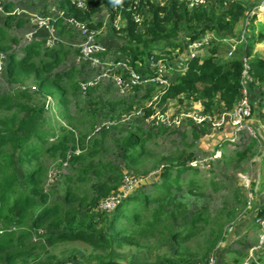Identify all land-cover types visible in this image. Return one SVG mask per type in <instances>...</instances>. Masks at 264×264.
<instances>
[{
    "label": "trees",
    "instance_id": "trees-1",
    "mask_svg": "<svg viewBox=\"0 0 264 264\" xmlns=\"http://www.w3.org/2000/svg\"><path fill=\"white\" fill-rule=\"evenodd\" d=\"M84 1L85 8L80 9L71 0H57L58 9L92 30L101 28V22L94 19L103 7L112 16L116 13L107 0ZM260 1L218 0L189 9L179 0L165 3L141 0L136 9L142 18L140 23L132 19L131 10L125 9L129 5L126 2L120 11L122 26L116 32L119 41L110 45L109 39L104 38L103 55L111 54L112 50L114 61L128 59L130 67L141 75H153L148 64L150 59L163 60L171 72L177 64L184 70L164 89L150 83L145 87V94L137 96L141 88L135 86L127 99L106 100L105 104L122 106L121 112L128 113L137 108L139 98H148L158 91L160 104L169 100L182 104L186 99L199 103L202 113L210 116L230 111L241 97L243 58L247 59L252 77L247 86L249 94H253L254 88L264 94V57L254 54L255 46L264 41V23L255 24L256 14L248 16ZM3 9L11 13L13 6L6 4ZM245 21L249 23L244 25ZM23 23L15 14H8L0 26V53L6 54L7 83L22 85L30 80L35 86L33 91L20 89L0 94V264L32 263L47 253V245L67 243H80L91 249L89 255L80 259L84 264H120L114 249L142 247L143 241L149 243L151 239L156 245L173 246L172 256H163L154 264H207L226 241L227 229L236 223L241 206L246 205L240 191L234 192V204L223 205L214 214L205 206L185 224H180V228L174 226V219H182L186 213L180 194L202 196L193 177L198 171L186 162L192 157L188 153L186 159L175 164L163 158L168 165L159 173L158 181L152 183L151 192L137 190L113 212H99V201L116 191L124 176L122 168L104 158L101 152L105 139L116 127L87 138L99 121L100 96H93L97 87H88L81 94L78 85L81 66L55 72L70 57L77 56L78 50L62 43L47 48V34L40 31L18 57L12 52V45L18 39L9 36L7 28H20ZM53 26L62 41L78 36L63 18H56ZM242 29L244 42L237 43L228 56L231 46L223 39L236 37ZM210 33L216 40L199 56L188 58V45ZM177 57L179 60L172 64ZM81 65L87 69L85 62ZM55 93L59 96L56 118L63 122L56 130L49 122L47 127L44 102ZM78 95L88 97L87 106L76 103L72 111L71 98ZM250 101L254 108L253 100ZM151 115V108L144 110L145 118ZM196 127L190 130L191 142L201 137L198 129L208 130V127ZM152 132L136 124L115 139L122 166L133 175L148 173L138 166L150 155L146 143ZM259 141L251 138L243 150L234 152L226 162L243 163L255 156ZM44 159L56 162L58 167L60 162L68 164V173L58 175L64 188L61 199L53 198L54 194L44 188L48 171ZM184 173L185 180L181 178ZM183 185L187 187L185 191ZM263 213L264 201L260 210L253 213L252 220Z\"/></svg>",
    "mask_w": 264,
    "mask_h": 264
},
{
    "label": "rangeland",
    "instance_id": "rangeland-1",
    "mask_svg": "<svg viewBox=\"0 0 264 264\" xmlns=\"http://www.w3.org/2000/svg\"><path fill=\"white\" fill-rule=\"evenodd\" d=\"M154 1L158 3L167 2V0ZM212 1L217 2L218 0H208L205 5L209 4ZM6 4L12 5V12L14 11L16 13L15 16H18L19 18L24 20V23L20 28H7L9 36H15L18 39V43L12 45V52L17 53L18 57H21L23 55L22 48L27 43L24 35L28 32L34 31L33 24L26 20L27 14H34L39 17L42 16L55 18L57 16V12L60 9H58L59 6L57 0H0V6H2V8ZM125 9H130V6L128 5ZM102 10L103 11L95 15V19L104 21V27L97 36V41L102 43V40L104 38H107L109 39L110 45H112L113 43H118L119 39L116 36L117 31L111 29V27H114L113 25L115 15L112 16L110 10L104 7L102 8ZM132 12H135V9H132ZM6 16V12L4 11V9H2V12L0 11V26ZM258 22L264 23V9L260 13H256L255 24H259ZM120 23L122 24V14L119 24ZM14 24L15 23L13 22V25ZM211 35L213 36V34ZM213 37L216 38L215 36ZM62 42V44L64 45H70L73 48H76V45L79 42V37L75 34V38L73 40H66ZM110 53L114 55L112 50L110 51ZM2 54L3 57H1ZM111 54L108 55L109 59L112 57ZM75 58L76 56L70 57L61 67L55 70V72H61L71 66H81L82 75L79 76V79H87L94 76L93 73L82 67V62H77ZM0 59L2 61V65L0 67V94L15 92L17 90H20L21 88L30 89L31 87H35L33 82H31L30 80H27L22 85H9L7 83L6 75L4 72L6 54L0 53ZM178 60V57L175 58L172 61V64H174ZM171 67H173V65H171ZM167 72L169 78L173 77V74L176 75L175 72H171L168 70ZM109 82L111 81H104V85H99L97 88H95L96 92L93 94L94 97L97 94L100 96V111H98V120L100 121L103 119H107L111 116L110 118L112 120H115L116 122V128H112L109 136L105 139V143L101 146L102 156L106 159H110L113 163L118 164L122 168L124 174H131L130 170L122 166V161L118 157L119 150L117 148V145L115 144V139L118 136L123 135L126 130L136 124L142 125L147 131L153 130L151 137L147 139L148 141L146 143V146L150 151V155L144 157V159L142 160V164L138 166V169L147 170L150 174L153 170H156L161 165H163V168L168 165V161H165L163 158L167 157L171 160L172 164H175L178 161L186 159L188 153H191L192 157L191 159L186 161L187 164L192 160H197L203 163L202 166L200 165L199 167H195L198 173L193 175L196 180L197 186L200 188L199 191L202 196L189 194L186 192H182L180 194L179 200H181V202L184 204L186 213L183 215L182 219H174V226H179L178 228H180V224H185L192 215L197 213L205 206H208L210 212L214 214L221 208V206L234 204V192L239 190L240 195H242L246 201V205H242L240 208V211L238 213L239 216L236 220V226H234V228L232 226L231 230L229 228L227 229L228 241L226 242L225 246V255L226 258H228L230 257V255L228 254L229 251L232 249H237L243 251V254H240V256L242 257H240L241 259L246 257L248 247L252 244H258V241L254 242V240L252 241L250 239L251 233L247 232L252 229V232L254 234L256 232H260L259 227L255 221H253V224L249 228H247V225L245 226V224H248V220L252 218L250 208H253L256 203L261 206L264 201V183L261 191H258V188H260L261 186V181L264 178V167H261V155L264 152V139L261 137V132L264 130V98L262 99V97H264V94L261 95V93H259V90H255L253 94H250V100H253L254 102V110L249 123L253 127H259L256 129L259 136L258 138L260 140L254 149L256 155L243 163H239L238 161L226 162L228 158L234 154V152L243 150L244 146H246V144H248L251 140L250 135H243V141L237 145L225 140L222 141V137L217 138L219 136L216 135L214 131L211 132L207 130V132L206 130L198 129H204L205 127L207 128V126H197L198 128H196L200 131L201 137L198 141L191 142L190 130L193 129V126L195 124H193V122L187 117H183L178 125L173 124L171 121L174 119V117L179 116V114L182 113L190 112L192 114H196L201 108L199 103L185 99L182 104H178L175 100H169L165 103L160 104L159 93L158 91H156L152 93L148 98H139L140 101L136 102L138 106H136L137 108L135 110L128 113H122V106L108 107L105 104V101L117 100L120 98L127 99L130 94H133L134 91L130 92V94L126 91L121 93L113 85V83ZM145 87V85H140L141 89L136 95L143 96L145 94ZM87 99L88 97L86 95L73 96L71 98L72 111L76 109V103H78L80 106H87ZM36 100L40 101L37 98ZM44 102L47 106V109L45 111L46 124L48 122L51 123L52 127L56 130L58 125L63 124L62 121L56 118V113L59 108V96L57 93H55L53 97H49V99L45 98ZM148 108H151L153 110V115L149 118H145L144 110ZM259 114H262L263 116L260 117ZM157 118H163L164 120L168 119V122H171V124H161L160 121H158V125H156L155 120H157ZM182 134H185L186 136L182 137ZM216 149L221 152V155L212 159V154ZM208 158H211V160H209ZM43 161L48 167V171L53 168L54 170L60 172L58 174L68 173V168H57V163L53 162L52 160L44 159ZM155 163L156 167L154 168L153 165ZM58 174L55 179H52V181H48V185L46 180L44 188L46 191H51L54 194L53 198L61 199L64 188L63 185L60 184V177L58 176ZM147 174L139 175L143 177V180L138 184V186L132 189L131 195L135 194L137 190L142 192L152 191V183L158 181V176L155 175L153 178H151L149 177V175L147 176ZM186 177V173L182 174L181 176V178L184 180L186 179ZM183 187V191H185L187 187H185V185H183ZM241 223H243L244 225L242 226ZM238 227L240 229L238 230V232H235ZM243 228L244 230L247 229V232L245 234H243ZM142 245V247L124 246L120 249H114L113 254L120 264H154L163 256H172L173 246L171 245H156V243L152 239L149 241V243L143 241ZM258 250H261L259 254L261 258L260 260H262L261 264H264V243ZM90 253L91 249L80 243L56 244L52 246L47 245V253L41 254L39 256V259H37L36 261L26 264H47V262H50V264H84L80 261L81 257L87 256ZM73 257H76L78 260L73 261ZM90 264L94 263L92 262Z\"/></svg>",
    "mask_w": 264,
    "mask_h": 264
},
{
    "label": "built area",
    "instance_id": "built-area-1",
    "mask_svg": "<svg viewBox=\"0 0 264 264\" xmlns=\"http://www.w3.org/2000/svg\"><path fill=\"white\" fill-rule=\"evenodd\" d=\"M78 8H85L84 0H71ZM112 4L113 10L116 12L114 18V29L119 31L121 29V13L120 11L124 9V4L129 2V6L131 10L135 9V12H132V19L139 23L142 18L139 13L136 12V9L141 0H107ZM186 3L189 9L197 8L199 6H205L208 0H179ZM2 6H0V11L2 12ZM264 9V0L260 1L253 9L250 10L248 16L253 14H258ZM8 14H16L14 11ZM56 18H63L64 22L68 27L72 28L79 36V42L76 45V49L78 50V54L75 58L77 62H85L87 64V70L94 74V76L81 79L78 83L80 87L81 94H85L88 87H98L99 85H104V81H111L109 83H113V85L121 92L129 93L131 89L135 86L140 85H149L150 83L156 84L159 89H164L169 86L170 80L167 75V67L163 60H157L156 62L149 60V68L152 70L153 75L145 74L141 75L134 71L130 67V62L128 59H120L118 61H114V59L103 55L105 51V47L102 43L97 41V36L99 35L101 30H92L87 28L84 23L78 22L72 17L66 16V13L62 10L57 12V16L55 18L42 17L34 14H27L26 20L33 24L34 31L28 32L24 35L27 43L29 44L34 40L38 32L45 31L46 32V40L45 47L52 48L56 43H63L61 39L57 36L56 29L53 26V21ZM244 25H247V21L244 22ZM104 27V26H103ZM103 27L101 29H103ZM245 30L242 29L240 33L233 38L223 39L224 41L230 43L231 49L228 52V56H231L235 45L237 43L244 42ZM216 40L211 34H206L199 40H195L190 43L186 49V55L188 58H195L199 56L200 51L208 48L210 44ZM3 57V54L1 55ZM243 63V71H242V89H241V97L238 102L235 104L232 110L223 111L220 114L210 116L207 114H203L202 110L199 109V112L196 114H192L190 112L179 114V116L174 117L171 121L173 124L178 125L181 122L183 117H187L189 120L193 122L196 126H207L209 129L213 131H221L226 126L231 129V133L228 141L233 144H240L243 141V135H250L253 139H258L257 130L250 125L249 120L252 117V103L250 101V94L247 89V86L250 82H252V77L249 75V66L247 63V59H242ZM2 65V61L0 59V67ZM108 83V84H109ZM24 90V88H21ZM29 89V88H28ZM29 90H35V87H31ZM49 99V97H46ZM150 106V105H149ZM47 108V106H46ZM152 116V115H151ZM150 116V117H151ZM149 118V117H148ZM158 121L161 124L168 123L170 125L171 122H168V119L164 120L163 118H157L155 120V124L158 125ZM115 120L111 118L100 120L94 126L92 132L87 136L89 139L94 135H98L102 130H108L111 127L115 126ZM224 141V140H223ZM78 153V152H77ZM221 152L216 149L213 152V158L219 157ZM211 160V158H208ZM59 167L68 168L67 162H60ZM188 166L195 168L202 166L203 163L192 160L188 162ZM59 168L58 166H56ZM163 170V165L158 167L156 170H153L147 176L153 178L155 175H159V173ZM60 173L53 168L48 171L47 174V185L48 181H52L55 179L57 174ZM59 175V174H58ZM143 180V177L139 175H131L124 174L122 182L119 188L116 191L111 192L107 197L99 201L97 210L103 213H111L115 210L118 204L123 199H126L131 195V191L134 187L138 186V184ZM250 205V204H249ZM256 224L259 227L260 232L258 233V244L250 249V254L247 258L238 264H248L249 259H252V252L260 249L264 243V213L258 216L255 219ZM233 226V225H232ZM232 226L229 228L231 230ZM1 233V231H0ZM41 233V232H39ZM207 264H216L215 259L211 257L208 260Z\"/></svg>",
    "mask_w": 264,
    "mask_h": 264
},
{
    "label": "crops",
    "instance_id": "crops-1",
    "mask_svg": "<svg viewBox=\"0 0 264 264\" xmlns=\"http://www.w3.org/2000/svg\"><path fill=\"white\" fill-rule=\"evenodd\" d=\"M101 11H103V10H101ZM100 11V12H101ZM95 21H98V22H101V28L104 26V21H102V20H98V19H94ZM258 23H262V22H258ZM99 29V30H102V29ZM27 45V44H26ZM25 45V46H26ZM24 46V47H25ZM23 47V48H24ZM22 48V49H23ZM203 51V50H202ZM202 51H200V52H202ZM254 54H256L257 56H260V57H264V41L261 43V44H258L257 46H256V49L254 50ZM109 54H106L105 56H107V57H109L108 56ZM183 70H184V67L183 66H181L180 64L178 65H176L175 67H174V71L173 72H175L176 74L177 73H180V72H183ZM170 73V72H169ZM167 75H168V72H167ZM175 74H173V77H171V78H169V75H168V78H169V80L171 81V80H173L174 79V76ZM255 90H258L257 88H254ZM201 109V108H200ZM255 129H257V128H259V127H254ZM208 131H213V130H211V129H209L208 128ZM231 131V129L228 127V126H226L223 130H221V131H214L215 132V134L216 135H218L219 137H217V138H221L222 137V141L223 140H226V139H228L229 138V136H230V132ZM260 207L261 206H259V204H255L254 206H253V208L251 207L250 208V213H252V215H253V213L254 212H256V211H258V210H260ZM252 215H251V217H252ZM252 219V218H251ZM251 219H249L248 220V224H245V226L247 225V228H249L252 224H253V220H251ZM242 224V226L244 225L243 223H241ZM234 226H236V223H234L233 224V228H234ZM244 226V227H245ZM240 228L238 227L237 228V230H235V232L237 231L238 232V230H239ZM253 230V229H252ZM252 230H249V231H251V232H247V229L246 230H244V228H243V234H245L246 232L247 233H251V237H250V239L253 241L254 240V242H256V241H258L257 239H258V233L256 232V231H254V232H256L255 234L252 232ZM253 233V234H252ZM228 240H227V237H226V241L224 242V243H222L221 245H220V247H219V249L215 252V254H214V259H215V262H216V264H238V263H241L242 261H244L246 258H247V256L250 254V249H252V247H254L255 245H250L249 247H248V249H247V252H246V257H244L243 259H241L242 257L240 256V254H243V251L242 250H237V249H232V250H230L229 251V255H230V257H228V258H226V255H225V251H226V248H225V246H226V242H227ZM229 250V249H228ZM245 252V251H244ZM260 252H261V250H257V251H254V252H252L253 254H252V259H250V261H249V263L248 264H261L262 263V260H260L261 258H260V256H259V254H260ZM241 257V258H240ZM229 259V260H228ZM234 259H237L238 260V262H236V263H234L235 261H233Z\"/></svg>",
    "mask_w": 264,
    "mask_h": 264
},
{
    "label": "water",
    "instance_id": "water-1",
    "mask_svg": "<svg viewBox=\"0 0 264 264\" xmlns=\"http://www.w3.org/2000/svg\"><path fill=\"white\" fill-rule=\"evenodd\" d=\"M261 133H262V136H261V137L264 139V130H263ZM261 158H262V159H261V161H262V162H261V164H262L261 167L263 168V167H264V152L262 153ZM263 176H264V171H263ZM263 183H264V178H263L262 181H261V184H260L261 186H260V188H258V191H259V192L261 191V189H262V187H263Z\"/></svg>",
    "mask_w": 264,
    "mask_h": 264
}]
</instances>
